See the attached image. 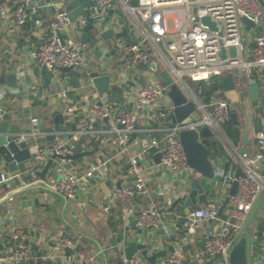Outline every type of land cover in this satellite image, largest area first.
Returning <instances> with one entry per match:
<instances>
[{"label": "built area", "instance_id": "2783aa9c", "mask_svg": "<svg viewBox=\"0 0 264 264\" xmlns=\"http://www.w3.org/2000/svg\"><path fill=\"white\" fill-rule=\"evenodd\" d=\"M134 1L91 0L87 12L71 22L64 8V0H12L14 23L17 27L25 26L44 8L54 11L48 23L46 37L34 56L52 71L62 67L83 71L87 66L85 55L89 51V45L79 40L82 29L88 23H92L95 28L103 27L110 11L115 8L126 16L140 34L137 43H127L118 38L123 25L119 26L120 22L116 21V43L123 58L119 66L109 71L95 70L101 75L111 76L109 93L115 94L113 90L119 89L123 105H111L109 93L99 94L91 83L83 79L81 88L78 89L82 91L81 95L72 98L69 90L60 91L57 96L67 105L65 112L68 119L71 123H77L75 121L78 120L77 126L64 132L69 140L58 143L53 149L58 158L54 160L45 178L31 181L23 179L19 190L37 185L61 195L68 202L78 201L94 184L111 178L109 162L112 156L110 150L102 147L105 142L118 149L115 154L117 158H128L126 173L133 180L132 186L117 189L114 193L116 202L125 214L131 212L139 201L145 202L150 197V183L153 181L159 185L158 196L166 197V206L171 207L175 195L169 184L163 185L159 182L161 177H175L185 173L186 178L181 180L182 185L187 183L188 176L203 179L188 163L180 141L181 131H199L209 127L214 135H221V125L230 120L231 114V104L220 96L221 92L209 103H202L189 81H209L213 76L224 77L229 71L237 69L247 80H256L264 95V32H256L254 46L251 47L246 39L247 27L241 21L242 18H247L256 24V29L264 31V0H211L205 3L192 0H137L138 4L133 6ZM194 5L197 7L198 17L209 16L218 23L217 31H209L201 23L195 22L192 11ZM0 11H4V8L1 7ZM170 19L174 20L173 29L169 26ZM147 44L156 48L174 82L195 102L196 112L200 115L199 121H192L187 125L182 121L174 127L171 125L175 123V107L168 95L169 88L156 81L157 74H153L152 70L149 71L147 83L144 86L138 84V80L146 75L143 73L145 68L151 69L150 54L145 47ZM222 47L227 52L225 60L221 58ZM129 82L135 85L129 86L130 90L127 91L125 85ZM105 119L108 120L106 127L97 129L96 126L102 125ZM40 122L38 118H31L28 131L17 136L18 142H27L32 154V163L28 168L32 176L44 168L48 160L47 154L52 151L42 139L54 133L43 131ZM135 136L138 139L134 141ZM27 138L30 140L27 141ZM255 138L256 152L241 158V175L238 179L231 171L217 169L214 179L211 180L226 195L233 183H238L237 193L230 197L225 214L218 218L220 204L213 197L204 206L188 212L182 223L189 235L196 236L202 227L219 219L220 227L204 238L205 261L219 260L229 264L230 253L237 239L243 234L255 203L264 193V127L256 132ZM81 141H84V152L93 151L97 141L101 143L97 152L86 163L66 168L69 162L65 158L75 155V144ZM133 145L139 147L138 155L132 154ZM158 153H161V159L156 163L154 156ZM16 176L0 167V203L10 197L11 190L6 183ZM106 198L108 204L104 211L108 213L111 208L110 196ZM164 217L165 214L157 203L149 199L139 210L136 226L140 230H156L163 223ZM9 239L11 245L0 250V264H52L53 254H36L23 230L12 231ZM77 246L75 239L61 236L53 246V252L64 255L66 250H72L73 254L69 258L71 261L79 264H100L94 255L88 251L77 250ZM101 253L103 251L97 255ZM182 254L183 248L176 245L160 264H182ZM249 256L251 264H264V238L258 246L251 240ZM125 264L143 263L134 258L125 261Z\"/></svg>", "mask_w": 264, "mask_h": 264}, {"label": "crops", "instance_id": "0c3cea01", "mask_svg": "<svg viewBox=\"0 0 264 264\" xmlns=\"http://www.w3.org/2000/svg\"><path fill=\"white\" fill-rule=\"evenodd\" d=\"M195 1L198 3H205L211 0ZM1 7L4 8V11H0V76L4 74V69L17 59L20 61L18 71H21L22 74L27 73L31 68L34 71H39L42 64L34 56L39 45L46 37L48 23L51 21L54 11H50L49 8H47L46 11H41L35 15L25 26L17 27L14 23V5L12 0H6L2 3ZM66 7L67 4L65 3L64 8L66 9ZM113 11L116 13L111 18L113 23L121 20L119 26L123 25V29L125 26L130 25L126 20V16H119L120 11H118V9L115 8ZM131 27L134 28L133 26ZM246 27V39L251 47H253L254 35L256 32L264 31L252 29L247 25ZM137 33V37L140 40V34L138 31ZM81 35L79 36V40ZM117 39L118 38L115 37L108 43V47L106 45L104 48H101L103 50L109 49V53L105 58H99L93 51H88L85 55L87 66L83 69V72L87 70L95 71L97 69L99 71H109L119 66L121 58H123V53L117 46ZM145 47L149 51L151 60V69L145 68L143 71V73L146 74L145 78L148 80L149 71L152 70L153 72H151L153 74H157L156 81L166 86L162 84L163 81L159 78V74L168 72L164 60L157 53L155 47L149 44ZM152 63L155 64L156 71L153 69ZM22 79H27V76ZM59 82L53 80V86L49 89H44L42 87L43 80L38 79L36 82L38 90L34 91V96L32 95L33 90H26L25 88L18 89L19 97L10 98L5 108L12 116L11 123L20 126L24 133L29 129L30 119L38 118L41 121L42 130L46 132L48 128H52V133L56 136L55 141L57 143H63L65 134L59 130V126H65V132H69L75 128L72 127L73 123L69 121L68 115L65 112V107L67 105L63 104L57 95L62 90H69V96L73 98L77 95H81L82 91L72 90L65 84H62L58 88L57 84ZM31 85H33V83ZM195 86L198 88L199 92L197 97L202 103H205L203 101L204 97L200 95L201 87L198 85ZM6 89V87L0 88L1 91ZM193 90L195 93L196 90ZM262 105L264 110V95ZM237 107L236 105H231V112L238 110ZM257 118L264 119V112L260 113L259 116H256L254 119ZM239 120H242L240 114ZM101 127H106V124L103 123L102 125L96 126L97 129ZM238 127L241 130V142L237 146L232 145L223 134H215L214 137L210 139L202 138L204 144L207 142H218L221 146V151L212 149L210 159L215 170L225 169L227 160L229 159L234 161L237 165L233 170L234 174H236L237 169L241 167L242 157L239 155L238 151L244 147L242 122ZM255 135L256 132L251 129L248 137L251 141V145L248 148L251 155L256 152L257 142ZM137 139V136L133 138L134 141ZM42 142L49 148L52 146V142L48 139V136L42 139ZM102 147L111 152L110 156H112V159L109 162L111 178L103 179L97 184H94L87 189L76 202H68L61 195L46 191L41 186L37 185L24 190H19L20 186L17 184H12L8 187L11 190L10 196L13 197L0 205V250L6 249L11 245L9 239L10 234L12 231L20 229L25 232L27 241L32 245L33 251L36 254H53L54 259L52 264H79L69 259L73 254L72 250H66V254L64 255L53 252V246L61 236L75 239L78 243L77 250L88 251L96 257V260L100 264H116L117 259L122 257V254L117 252L114 244L118 246L125 234H129L133 240L141 238L142 243L146 244L147 248L150 250L149 255L154 253L157 256L156 264H160L161 260L167 257L168 254L174 250L176 245L183 248L182 264L207 260L206 255L203 253L204 238L208 233L216 231L220 227L219 224L212 230L210 228L211 225H205L199 230L196 236L189 235L184 230L180 220L182 217L181 206H178L173 211L170 210L172 206H166V197L158 196L159 185L154 181L150 183V197L146 198L145 202L141 203V201H139L131 212L125 214L116 202L114 193L117 189L132 186L133 180L126 173L128 158L124 156L117 158L115 154L118 149H115L112 145L108 146L105 142H103ZM139 153V147L133 145L132 154L138 155ZM148 158H150V156ZM88 160H90V158H83L70 163L72 167H77L83 165ZM0 167H3V165H0ZM18 174L19 173H15L13 175ZM37 178V176H32L28 173L27 178L24 180L31 181ZM22 181L23 179H21V182ZM174 181V175L163 176L159 180L163 185L169 184L170 187L173 186ZM204 183L208 199L205 203L199 205V207L204 206L208 201H211L213 197L217 198L221 206L227 196L224 190L221 187H215L212 181L206 180ZM106 196H110L109 205L111 208L108 213L104 211V208L108 204ZM149 199L157 203L159 209L164 212L165 217L158 229L140 230L136 226V218L141 207L146 204ZM175 199H177V196ZM258 206H260L258 214L249 228L252 234L251 239L254 242H256L257 239V235H255L256 229L264 222V195L255 203L250 217ZM188 212H186V214ZM224 212L223 215L225 214ZM138 232H141V234H138ZM255 246L258 245L255 244ZM100 251H103V253L97 255ZM135 259L142 261L143 264H152L148 262L146 257L141 255H137Z\"/></svg>", "mask_w": 264, "mask_h": 264}, {"label": "water", "instance_id": "95a60500", "mask_svg": "<svg viewBox=\"0 0 264 264\" xmlns=\"http://www.w3.org/2000/svg\"><path fill=\"white\" fill-rule=\"evenodd\" d=\"M6 0H0V9L2 3ZM195 1V0H192ZM67 4L66 12L68 13L69 19L71 22H74L77 18L83 16L89 6L91 5V0H65ZM51 11L52 9L49 8ZM46 11V9H42ZM193 15L195 16V22L201 23V25L207 27L209 31H217L218 23L214 22L211 17H198L197 7L193 6ZM115 11H110L108 17L106 18L103 27L95 28L92 23H88L82 29V35L80 37V42L88 43L89 51L99 58H105L109 53V49H101L108 43L117 37V31L114 23L111 21ZM125 17L124 14H121ZM125 19V18H124ZM123 20V19H122ZM128 21V19L126 18ZM242 23L249 26L252 29H256V24L247 18L241 19ZM121 22V20L119 21ZM129 23V22H128ZM130 24V23H129ZM132 25L130 24L129 27ZM134 33L137 36V30L134 28ZM220 35L222 32L219 33ZM102 50V51H101ZM115 51V49H114ZM221 58L225 60L227 58L226 49L222 47L221 49ZM20 67V61L14 60L10 66L4 69V74L0 76V88L6 87L4 91L0 90V165H3L7 171L11 174L19 173L15 178L11 179L6 183V186H11L12 184L20 185L21 179H26L27 174L31 173L28 171L32 163V154L27 145V142H18L17 136L23 133V130L17 124L11 123L12 116L9 112L5 110L8 101L12 97L18 96V89L25 88L26 90H33L32 95L34 96V91L38 90L37 81L38 79L43 80V88L49 89L52 85L53 80L60 82L57 84V87L65 84L72 90H78L81 88V80L91 83L96 91L99 94H106L110 92L111 89V76L108 74L101 75L97 71L83 72L82 70H75L70 67H62L55 71L49 70L45 65H42L39 68V71H34L32 68L27 73L22 74L21 71H18ZM152 67L155 70L156 66L152 63ZM156 71V70H155ZM27 79H22L26 77ZM29 77V79H28ZM159 78L164 82V84L169 88V97L173 102L175 107L174 117L175 123L171 124L173 127L176 124L183 123L185 125L189 124L192 121H199L200 115L196 112V104L189 96L182 90V88L174 82L173 78L168 72L159 74ZM33 83V85L30 84ZM190 82V81H189ZM147 83L145 77H141L138 80V84L144 86ZM135 84L129 82L125 85L126 90L129 91V86H134ZM221 89L223 92L224 98L231 104L238 106V110L231 112L230 120L234 124H240L242 122L243 127V144L244 147L239 149V155L241 157H247L250 155L249 146L251 141L249 140V134L251 129L254 132H260L264 127V119L257 118L260 113H263V92L260 85L254 79H246L242 72L237 69L229 71V73L224 76L221 80ZM195 95L198 96V88L195 86ZM110 93L108 94L109 97ZM28 96V92H27ZM239 114L242 117V120H239ZM104 123L107 124L108 120L105 119ZM59 130L62 132L66 131L65 126H59ZM47 133H52L53 129L48 128ZM180 141L186 153L188 163L190 167L199 173L203 179H193L192 176L187 177V183L182 185L181 180L186 178L185 173L174 177V184L172 186L173 194L175 198L173 205L170 210H174L178 206L182 208V217L181 222L185 220L186 212L198 208L199 205L207 201V192L205 190L206 180H213L215 177V167L211 161L212 149L205 145L202 141L204 139H210L214 137V133L209 127H204L201 130L197 131L196 129H187L183 130L180 133ZM48 139L52 142L51 154H47V163L41 171L34 173V176H37L39 179L43 180L48 170L52 167L53 162L57 155H55L53 149L57 146L55 141L56 136L49 134ZM30 139L27 138V141ZM69 140L68 136L64 137V142ZM101 141H97L93 151L84 152L82 145L84 141L76 143V153L75 155L68 156L65 158L69 163L66 168L71 167L70 162H75L79 159L92 157L97 150L99 149ZM161 159V153H158L154 156L156 163H159ZM241 175V168H238L235 174V178L238 179ZM20 176V177H19ZM238 190V183L235 181L232 185L231 190L225 198L224 203L220 206L218 211V218L223 216L224 210L229 204L231 196H234ZM10 196L1 204L7 202L11 199ZM263 203V202H262ZM261 203V204H262ZM260 204V205H261ZM260 206L256 207L251 217L249 218L248 223L245 226L244 233L233 247L230 256L229 264H251L250 263V244H251V233L249 228L254 221L256 215L258 214ZM219 219H216L211 222V230L214 229L219 224ZM141 234V232H138ZM113 242V241H112ZM116 250L119 254H122V257L118 258L116 264H125V261H130L134 259L137 255L146 257L148 262L152 264L157 263V256L153 253L150 254V250L147 248L146 244L142 243L141 238L133 240L129 234H125L123 240L117 245L114 244ZM189 264H225L219 260H200L198 262H192Z\"/></svg>", "mask_w": 264, "mask_h": 264}, {"label": "trees", "instance_id": "16d2710c", "mask_svg": "<svg viewBox=\"0 0 264 264\" xmlns=\"http://www.w3.org/2000/svg\"><path fill=\"white\" fill-rule=\"evenodd\" d=\"M137 0H135L132 5L136 6ZM123 14L120 11V15L122 17ZM34 17V16H33ZM32 17V18H33ZM31 18V19H32ZM118 38H121L123 40H125L127 43H137L139 41L138 37L135 35L134 33V28L129 27V26H125L124 29L122 30L121 34L118 36ZM222 76H213L210 78L209 81H199V82H195V85H198L199 87H201V96L204 97V102L205 103H209L210 100L217 96L218 92H221L220 96L222 98L223 94H222V90H221V80H222ZM116 88V90H113V92L115 94H119L120 90ZM78 123V120L76 121ZM77 123H73L72 127L76 128ZM222 134L225 136V138L234 146H237L240 142H241V130L238 127V124H234L231 120H229L227 123H225L223 125V130H222ZM205 145H207L209 148L215 150V151H221L220 149V145L217 142L214 143H209L207 142ZM237 167L236 163L234 161H232L231 159L227 160V164H226V171H231L233 172V170ZM250 230V229H249ZM256 236V242L255 244L259 245V243L262 241V239L264 238V222H262L259 227L256 229L255 232ZM252 237V234H251Z\"/></svg>", "mask_w": 264, "mask_h": 264}, {"label": "rangeland", "instance_id": "374dc122", "mask_svg": "<svg viewBox=\"0 0 264 264\" xmlns=\"http://www.w3.org/2000/svg\"><path fill=\"white\" fill-rule=\"evenodd\" d=\"M169 26H170V28L171 29H173L174 28V20L173 19H170L169 20ZM243 36L245 37V35L243 34ZM162 84H164V82H162ZM189 84H190V86H191V88L192 89H195V84L194 83H192V82H189ZM122 95V93L120 94H110L109 95V103L111 104V105H113V104H119L120 106H122L123 105V97L121 96ZM47 120V119H46ZM46 120H45V122H46ZM221 129L223 130V125H221ZM72 166V165H71ZM263 195H264V193H262L261 195H260V199L263 197ZM56 197V196H55ZM249 232L251 233V231L249 230ZM244 233V232H243ZM243 235V234H242ZM241 235V236H242ZM241 236L237 239V242L239 241V239L241 238Z\"/></svg>", "mask_w": 264, "mask_h": 264}]
</instances>
